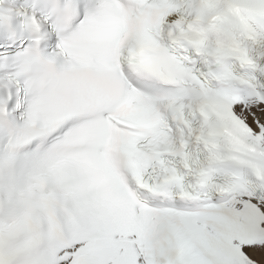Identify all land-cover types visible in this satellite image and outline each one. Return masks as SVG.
Instances as JSON below:
<instances>
[{"label":"snow or ice","instance_id":"snow-or-ice-1","mask_svg":"<svg viewBox=\"0 0 264 264\" xmlns=\"http://www.w3.org/2000/svg\"><path fill=\"white\" fill-rule=\"evenodd\" d=\"M0 264H264V0H0Z\"/></svg>","mask_w":264,"mask_h":264}]
</instances>
